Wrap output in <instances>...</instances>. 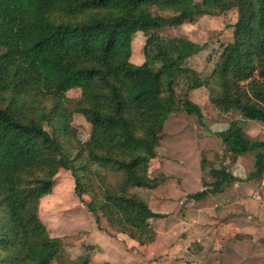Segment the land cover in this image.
<instances>
[{"label": "trees", "instance_id": "1", "mask_svg": "<svg viewBox=\"0 0 264 264\" xmlns=\"http://www.w3.org/2000/svg\"><path fill=\"white\" fill-rule=\"evenodd\" d=\"M233 7V40L210 75L179 64L191 54L188 38L157 33ZM138 31L147 34L140 64L131 60ZM202 86L217 110L238 109L264 124V0H0V264H55L60 257L69 238L51 236L38 213L60 168L71 171L97 223L104 217L140 244L153 241L147 221L165 213L130 188L160 184L163 176H150L149 165L164 124L181 107L203 120L189 95ZM76 87L74 100L68 91ZM74 112L92 125L85 141ZM215 133L233 159L256 151L247 179L263 178L264 139L237 120ZM98 164L122 178L100 182ZM212 175L214 184L193 198L240 180L225 168Z\"/></svg>", "mask_w": 264, "mask_h": 264}, {"label": "rangeland", "instance_id": "2", "mask_svg": "<svg viewBox=\"0 0 264 264\" xmlns=\"http://www.w3.org/2000/svg\"><path fill=\"white\" fill-rule=\"evenodd\" d=\"M203 1L194 0L200 5ZM238 19V8L233 7L221 14L201 15L194 22L164 26L157 33L188 38L192 43L191 54L179 64L207 76L216 69L225 46L233 40L234 24ZM146 39L147 34L142 31L133 35L131 60L137 64L145 60ZM80 95V88L68 91V96L74 100ZM189 95L202 109L203 120L187 113L182 107L171 113L160 134L157 156L149 165L150 176H163L162 181L155 188H130L154 211L165 213L163 217H153L147 221L146 230L155 239L140 244L113 229L104 217L97 223L94 214L76 194L71 171L60 168L52 191L42 196L38 203V213L50 235L69 238L55 264H86L87 261L89 264H226L223 256H226V243L231 239L219 231L228 226V219L222 214L241 210L242 201L235 202L230 197L218 201L208 199L213 193L202 199H195L191 195L214 184L217 178L212 175V170L216 169L225 168L241 175L238 186L246 181L262 185V178L247 179L253 170L256 153L233 159L215 133L226 129L233 120L245 128L247 121L242 118L243 113L232 108L217 110L210 100L207 87L194 88ZM257 122L264 128L262 122ZM73 125L82 141L89 139L92 125L82 113L74 112ZM45 126L53 130L50 124L45 123ZM249 135L264 139V133L260 131ZM95 172L100 182L116 183L122 178V174H115L111 165L98 164ZM226 189L228 187L222 191ZM85 199L89 198L85 196ZM243 201L251 205V210L258 211L254 192L246 195ZM201 211L206 218H197ZM200 222H206L208 230L217 229L216 232L221 233V240L225 242L216 245L209 236L196 234ZM257 242L262 245L261 253L252 252L246 264H264V236L259 237ZM198 247L201 249L197 250Z\"/></svg>", "mask_w": 264, "mask_h": 264}, {"label": "crops", "instance_id": "3", "mask_svg": "<svg viewBox=\"0 0 264 264\" xmlns=\"http://www.w3.org/2000/svg\"><path fill=\"white\" fill-rule=\"evenodd\" d=\"M242 118L245 119V121H247L245 130L249 134L254 135L259 131L261 133H264V128H262V126L256 120L245 118L243 115ZM252 153H256V151L245 152L239 155L238 158L245 157L247 155H252ZM256 155L257 153L255 154V162H256ZM255 162L253 161L252 163L253 170L255 169ZM253 170H251L250 172H252ZM232 173L238 177L241 176L236 172H232ZM238 185H239L238 180H236L232 182L231 185L228 186V189H226L225 191H220L218 193H214L208 196V199H212L214 201L224 200L228 197H230L229 199L234 198L235 202L242 201L241 210L222 214L224 215L222 217H227L228 226L221 228L219 231L222 232L223 234H227L228 239H231L230 242L226 243V245H228V247L226 248V256L225 257L223 256V259L226 260V264H240V263L246 264L247 263L246 260L250 259L252 252L258 251V253H261V251L259 250H262V245L260 242H257V240L259 237L264 236V210H263L264 176L262 178V185L261 184L256 185L255 182L252 181L243 182L242 186H238ZM182 191L183 190H180V192ZM252 192H254V202L258 207L257 208L258 211L251 210L250 209L251 205L250 204L246 205L245 202L243 201L245 196ZM185 193H189V192H185ZM203 213L204 212L201 211L200 215L197 218L198 219L206 218L207 216H205V214ZM169 217L170 215L168 216V218ZM205 223L206 222H200V227L197 228L198 230L196 234L203 235L204 237L207 238L209 236L210 239H212V241L215 240L216 245L224 243L225 241L221 240L222 238V236H220L221 233L220 232L217 233L216 232L217 229L214 228L208 230ZM255 244L258 245L256 246ZM232 257L233 259H231ZM221 264H225V263L222 262Z\"/></svg>", "mask_w": 264, "mask_h": 264}]
</instances>
